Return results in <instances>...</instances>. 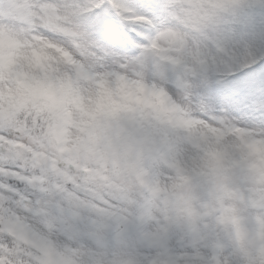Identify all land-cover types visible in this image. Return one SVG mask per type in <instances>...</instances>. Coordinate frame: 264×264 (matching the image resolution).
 I'll list each match as a JSON object with an SVG mask.
<instances>
[{"label":"snow or ice","instance_id":"obj_1","mask_svg":"<svg viewBox=\"0 0 264 264\" xmlns=\"http://www.w3.org/2000/svg\"><path fill=\"white\" fill-rule=\"evenodd\" d=\"M0 264H264V0H0Z\"/></svg>","mask_w":264,"mask_h":264}]
</instances>
